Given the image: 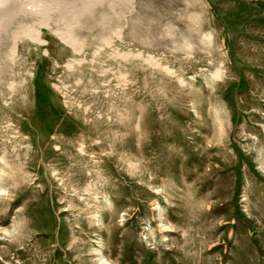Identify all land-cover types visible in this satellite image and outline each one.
<instances>
[{
    "label": "rangeland",
    "instance_id": "1",
    "mask_svg": "<svg viewBox=\"0 0 264 264\" xmlns=\"http://www.w3.org/2000/svg\"><path fill=\"white\" fill-rule=\"evenodd\" d=\"M51 2L0 17V264H264V0Z\"/></svg>",
    "mask_w": 264,
    "mask_h": 264
},
{
    "label": "bare ground",
    "instance_id": "2",
    "mask_svg": "<svg viewBox=\"0 0 264 264\" xmlns=\"http://www.w3.org/2000/svg\"><path fill=\"white\" fill-rule=\"evenodd\" d=\"M52 0H0V17L3 15H12V14H36L42 10H45V5H48ZM55 2V0H54ZM50 5V4H49ZM66 38H70L68 33H65ZM34 37H38L37 31L34 32Z\"/></svg>",
    "mask_w": 264,
    "mask_h": 264
}]
</instances>
